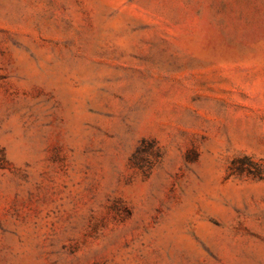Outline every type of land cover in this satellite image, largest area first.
I'll use <instances>...</instances> for the list:
<instances>
[{
  "label": "rangeland",
  "instance_id": "374dc122",
  "mask_svg": "<svg viewBox=\"0 0 264 264\" xmlns=\"http://www.w3.org/2000/svg\"><path fill=\"white\" fill-rule=\"evenodd\" d=\"M0 264H264V0H0Z\"/></svg>",
  "mask_w": 264,
  "mask_h": 264
}]
</instances>
